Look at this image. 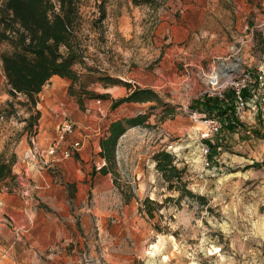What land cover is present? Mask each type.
<instances>
[{
    "label": "rangeland",
    "instance_id": "374dc122",
    "mask_svg": "<svg viewBox=\"0 0 264 264\" xmlns=\"http://www.w3.org/2000/svg\"><path fill=\"white\" fill-rule=\"evenodd\" d=\"M81 11L84 64L73 66L79 78L52 77L38 94L40 116L31 126V111L18 103L25 98L6 91L0 62V160H12L16 171L0 181V264H264V138L252 132L264 136V84L253 83L259 74L264 82V46L253 40L264 30V0H107L98 25L91 21L93 0H84ZM7 49L0 45V52ZM99 76L150 88L160 101L113 108L130 89ZM243 80L253 94L236 110L243 125L206 135L207 115L195 101ZM137 114L148 118L118 139L114 174L92 172L104 162L92 159L90 182L84 179L79 192L48 161L38 170L51 185L38 199L23 167L39 124L55 131L50 145L65 120L76 136L95 140L111 120ZM203 144L211 146L210 166L202 161ZM159 149L185 167L186 188L204 203L177 199L179 192L167 188L152 159ZM8 194L18 196L11 203L23 211L6 207ZM145 198L161 206L144 205ZM145 206L154 208L153 217Z\"/></svg>",
    "mask_w": 264,
    "mask_h": 264
},
{
    "label": "trees",
    "instance_id": "16d2710c",
    "mask_svg": "<svg viewBox=\"0 0 264 264\" xmlns=\"http://www.w3.org/2000/svg\"><path fill=\"white\" fill-rule=\"evenodd\" d=\"M83 1L0 0V45L4 43L8 46L7 50L0 52L6 91L13 98L20 95L25 98V100H18V103L31 111L26 118V120H30L29 126L32 125L31 119H37L40 116V111L36 109L38 94L53 75L66 77L72 81L79 78V74L73 66L76 63L84 64L85 48L78 35L82 21L81 5ZM93 1L97 14L91 21L94 25H98L107 16V0ZM253 40L256 45L264 46V30L255 31ZM98 78L105 80L106 84L122 83L128 89L132 87L129 82L116 80L109 76H99ZM253 83L258 84V79L255 78ZM108 95V93L96 94L97 97L103 99ZM252 95L248 83L239 90V96L243 101H247ZM237 97L236 90L230 86L223 90V97L206 94L201 99H197L195 104L203 106L206 118L216 117L219 119L221 129L234 131L235 126L243 125L235 117ZM149 100L160 101V98L150 88L135 86L125 96L114 99L111 106L114 108L124 102L141 103ZM10 105L11 111L15 112L14 105L11 102ZM147 118L146 114H137L112 120L99 138L100 151L98 155L104 162L99 168L94 166L92 172L103 175L114 174L118 139L129 127L141 125ZM252 132L258 137L264 138L255 128ZM209 147L211 150V146ZM152 159L155 162V169L160 173L167 188L179 192L177 199L186 195L196 197L199 202L204 203V196L194 194L186 188L185 167L176 165L171 152L159 149L153 154ZM12 164V160H0V181L14 178ZM252 166L259 167L260 164L256 162ZM142 203L144 205L156 204V208L161 206L149 198H145ZM153 209L150 206H145L142 211H145L149 217H153Z\"/></svg>",
    "mask_w": 264,
    "mask_h": 264
},
{
    "label": "crops",
    "instance_id": "0c3cea01",
    "mask_svg": "<svg viewBox=\"0 0 264 264\" xmlns=\"http://www.w3.org/2000/svg\"><path fill=\"white\" fill-rule=\"evenodd\" d=\"M54 76H58V75H53L52 77ZM115 119H118V118H115ZM41 127H42V123L39 124V129L35 135V139H36L38 146L41 148V150H43L44 159L46 161L51 162L52 168H53V165L59 166L61 168L63 175H65V181H68L70 184H73L74 182H76L77 185L79 186V192H80L82 190V186L84 185L83 184L84 179L90 182L89 176L87 175V169H88V166L91 164L92 159H95L96 157L101 159L98 155V152L100 151L99 138L101 136L97 137L94 140L89 135L76 136V134L72 132L67 135L66 140L60 146L56 155H47L45 153V150L48 148L49 140L55 131L52 130V133L46 131V129L42 131ZM75 140L80 141L81 143L80 148L77 151L73 152L72 156L67 157V158L62 157V150L65 148L66 144L72 141H75ZM18 166H20V163H18ZM13 167L14 166L12 165V173L16 172L13 169ZM31 174H32L31 176L33 178V182H34L32 189L36 191L35 194L38 197V199L42 200L44 199L43 194L45 190L49 188L51 185V178L49 177V175L45 173L44 169L41 171H39L38 169H33L31 170ZM13 197L15 198L18 196L8 194L6 197L3 198V200L7 203L6 207H8L11 212H13L14 210L23 211L22 209V207L24 206L23 204L17 205V204L11 203V200ZM63 201L64 202L67 201L66 197L63 198ZM20 202L22 201L20 200ZM51 240L52 239L48 237L46 240V243L39 242V244H37V249L40 251L43 248L47 247L51 243Z\"/></svg>",
    "mask_w": 264,
    "mask_h": 264
},
{
    "label": "built area",
    "instance_id": "2783aa9c",
    "mask_svg": "<svg viewBox=\"0 0 264 264\" xmlns=\"http://www.w3.org/2000/svg\"><path fill=\"white\" fill-rule=\"evenodd\" d=\"M246 79H248L249 74L244 75ZM213 79V78H212ZM246 79H244L246 81ZM258 84L263 85V76L262 74L258 75ZM243 80V81H244ZM244 81V82H245ZM248 81V80H247ZM213 85L217 84V79L212 80L211 82ZM245 83H236L234 86H232L238 95L237 99V109L244 108L246 105H248V101H243L242 98L239 96V90L241 87H243ZM224 90V89H223ZM223 90H217L216 92H211L210 95H217L219 97H223ZM99 102V100H97ZM206 123V135H216L220 132L221 129V122L216 117H209L205 118ZM73 132V123L70 121H63L61 122L57 127V133L56 136L52 139L51 144L49 147L45 150V153L47 155H56L58 149L63 144V142L66 140L67 135ZM31 144L32 146L28 149V152L24 156V167H23V174L28 175L29 172L33 169H39L40 166L44 163H47L43 157L44 153L43 150L40 149L38 146L35 136L31 137ZM81 146L80 141L76 140L68 144L63 150H62V157L67 158L70 157L73 152L77 151ZM201 150V156L202 161L204 162V165L210 166L209 161V154H210V147L207 144H203L200 148Z\"/></svg>",
    "mask_w": 264,
    "mask_h": 264
},
{
    "label": "bare ground",
    "instance_id": "6f19581e",
    "mask_svg": "<svg viewBox=\"0 0 264 264\" xmlns=\"http://www.w3.org/2000/svg\"><path fill=\"white\" fill-rule=\"evenodd\" d=\"M210 76L213 78V80H214V79H218V77H219L218 74H217L216 72H213ZM211 77H210V78H211ZM217 81H218V80H217Z\"/></svg>",
    "mask_w": 264,
    "mask_h": 264
}]
</instances>
